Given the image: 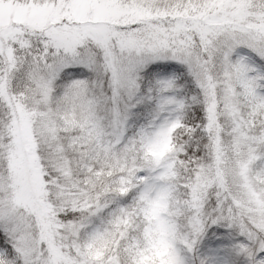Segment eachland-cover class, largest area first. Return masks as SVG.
<instances>
[{
    "label": "snow or ice",
    "instance_id": "1",
    "mask_svg": "<svg viewBox=\"0 0 264 264\" xmlns=\"http://www.w3.org/2000/svg\"><path fill=\"white\" fill-rule=\"evenodd\" d=\"M0 264H264V0H0Z\"/></svg>",
    "mask_w": 264,
    "mask_h": 264
}]
</instances>
